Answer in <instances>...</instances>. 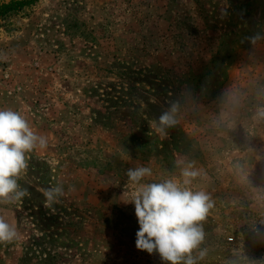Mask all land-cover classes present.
<instances>
[{
  "label": "rangeland",
  "instance_id": "1",
  "mask_svg": "<svg viewBox=\"0 0 264 264\" xmlns=\"http://www.w3.org/2000/svg\"><path fill=\"white\" fill-rule=\"evenodd\" d=\"M0 55V68L19 67L0 76L1 106L51 132L48 151L26 154L18 183L30 195L0 205L20 233L0 243V264H165L136 248L126 173L149 166L142 183L159 182L188 163L202 170L193 190L214 201L198 264H239L235 233L256 250L247 231L264 224V120L253 119L264 106V0H38L0 20ZM172 102L177 123L161 137L151 125ZM58 184L64 195L47 203L43 190Z\"/></svg>",
  "mask_w": 264,
  "mask_h": 264
},
{
  "label": "clouds",
  "instance_id": "2",
  "mask_svg": "<svg viewBox=\"0 0 264 264\" xmlns=\"http://www.w3.org/2000/svg\"><path fill=\"white\" fill-rule=\"evenodd\" d=\"M260 35L247 37L255 44ZM0 59H7L0 55ZM178 104L161 112L151 127L161 137L168 135V129L176 125L175 113ZM264 120V106H259L253 116ZM47 138L36 134L28 121L18 111L0 109V205L16 204L30 195L21 188L18 179L26 171V154L36 148L45 149ZM181 162H178L180 166ZM149 166H137L127 170L129 181L137 185L136 191L123 202L133 204L139 224L136 232V248L148 254L158 253L165 264H198L204 259L206 250L200 249L205 239L202 222L206 220L214 201L209 193L193 190V181L202 175L193 163L180 166V177H169L159 182L142 183L152 176ZM74 186H69L73 191ZM47 203H55L64 195V187L58 184L43 190ZM254 231H258L254 229ZM17 227L0 215V243H12L19 238ZM199 252L194 256L195 251ZM246 264H264V256L250 258L242 250L238 254ZM230 264H238L231 261Z\"/></svg>",
  "mask_w": 264,
  "mask_h": 264
},
{
  "label": "built area",
  "instance_id": "3",
  "mask_svg": "<svg viewBox=\"0 0 264 264\" xmlns=\"http://www.w3.org/2000/svg\"><path fill=\"white\" fill-rule=\"evenodd\" d=\"M254 229L258 231H254ZM247 234L255 238V242L252 243V247L256 246V250L253 251L251 247L246 246L240 236L235 233L227 237V242L233 246V248L238 249L240 252L242 250L244 255L250 258H260L264 256V224H259V222H254L248 227ZM251 245V242H250ZM240 258V256H239ZM239 264H246L243 259H239Z\"/></svg>",
  "mask_w": 264,
  "mask_h": 264
},
{
  "label": "crops",
  "instance_id": "4",
  "mask_svg": "<svg viewBox=\"0 0 264 264\" xmlns=\"http://www.w3.org/2000/svg\"><path fill=\"white\" fill-rule=\"evenodd\" d=\"M2 68H0V76H2L3 73L7 72V71H14L15 69H18L19 70V67L16 65V64H13L12 66L9 65V67H4L2 66ZM18 94H12V96H17ZM9 99V97H8ZM5 101L6 100H3V98L0 96V109H12L14 111H18L22 116H24L26 118V120L28 121L29 125L31 126L32 130L38 134V135H43L47 138V141H48V144H47V147L45 149H40V148H36L35 150H33L32 152L33 153H36L37 155H39L42 151H48L49 150V145H51V139L48 138L47 135H51V132H48V131H45L43 130V128H41V126H37L35 124V121H34V118L35 116L32 114V113H29V112H25V111H22L20 108L17 110L16 107L12 106V107H9V105L6 107H2L1 106V103H6Z\"/></svg>",
  "mask_w": 264,
  "mask_h": 264
},
{
  "label": "trees",
  "instance_id": "5",
  "mask_svg": "<svg viewBox=\"0 0 264 264\" xmlns=\"http://www.w3.org/2000/svg\"><path fill=\"white\" fill-rule=\"evenodd\" d=\"M38 0H0V20L11 12L19 11L27 6L33 5ZM137 147L139 149L147 145L145 136H138ZM141 156L142 153H139Z\"/></svg>",
  "mask_w": 264,
  "mask_h": 264
}]
</instances>
